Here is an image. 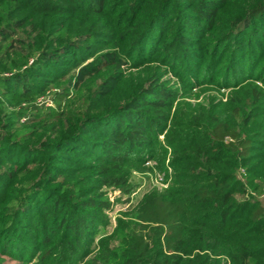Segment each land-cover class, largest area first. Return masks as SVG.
Masks as SVG:
<instances>
[{
	"label": "trees",
	"instance_id": "1",
	"mask_svg": "<svg viewBox=\"0 0 264 264\" xmlns=\"http://www.w3.org/2000/svg\"><path fill=\"white\" fill-rule=\"evenodd\" d=\"M169 73L226 102L192 106ZM141 161L172 181L108 234L96 171ZM7 259L264 264V0H0Z\"/></svg>",
	"mask_w": 264,
	"mask_h": 264
},
{
	"label": "rangeland",
	"instance_id": "2",
	"mask_svg": "<svg viewBox=\"0 0 264 264\" xmlns=\"http://www.w3.org/2000/svg\"><path fill=\"white\" fill-rule=\"evenodd\" d=\"M165 68L161 69L157 64L141 69H134L127 75V82L123 86H134L140 84L153 72H164ZM164 80L169 81L171 85L175 84V88L184 94L185 100L192 106L207 105L208 101L217 103L219 101L226 102L228 90H218L216 88H198L194 90L183 89L178 79L172 74H164ZM164 137H161L163 140ZM97 179L101 181L103 190L107 192L112 209L108 213L111 225L106 232L111 234L116 226L117 217L126 213L131 205H137L144 196L149 192L162 193L168 189L172 178L166 179L165 176L159 173L156 169L155 162H131L124 166L116 167L114 165L102 164L100 169L96 171ZM172 174V171H170ZM126 181V186H121V182ZM134 188L131 195L132 202L127 201V196L123 194L126 189ZM5 264H18L8 260Z\"/></svg>",
	"mask_w": 264,
	"mask_h": 264
}]
</instances>
